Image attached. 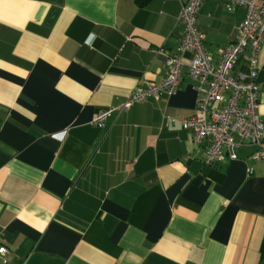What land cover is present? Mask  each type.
<instances>
[{"label": "crops", "instance_id": "obj_1", "mask_svg": "<svg viewBox=\"0 0 264 264\" xmlns=\"http://www.w3.org/2000/svg\"><path fill=\"white\" fill-rule=\"evenodd\" d=\"M181 5L0 0L4 264H264V162L243 144L236 159L205 164V145L180 125L203 95L186 66L174 95L93 123L163 80ZM245 15L203 0L197 25L215 62ZM252 57L247 46L233 73L249 80ZM255 60L264 119V42Z\"/></svg>", "mask_w": 264, "mask_h": 264}, {"label": "built area", "instance_id": "obj_2", "mask_svg": "<svg viewBox=\"0 0 264 264\" xmlns=\"http://www.w3.org/2000/svg\"><path fill=\"white\" fill-rule=\"evenodd\" d=\"M224 1L227 6L245 5L246 15L236 27L235 38L221 48V57L217 62L204 46V33L197 25L203 0H181L178 18L183 24V35L177 51L166 60L167 72L163 80L137 86L123 104L99 111L93 120L94 125L104 127L107 118L116 109L127 110L138 102L158 101L174 95L182 79V69L186 66L189 76L198 82L203 95L198 100V111L180 120V125L192 132L196 143L205 145V164H213L226 157L236 159L237 149L243 144L253 145L255 149L251 157L264 162V119L259 113L260 89L254 81L255 59L264 42V2ZM247 46L253 49L249 80L244 74L233 73L238 58ZM185 52L192 53L188 63L182 58ZM8 252L0 240V264H4Z\"/></svg>", "mask_w": 264, "mask_h": 264}]
</instances>
